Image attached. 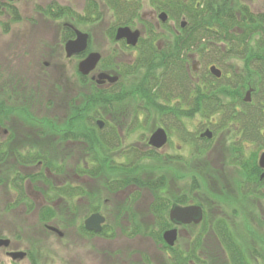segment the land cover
<instances>
[{"label":"flooded vegetation","instance_id":"flooded-vegetation-1","mask_svg":"<svg viewBox=\"0 0 264 264\" xmlns=\"http://www.w3.org/2000/svg\"><path fill=\"white\" fill-rule=\"evenodd\" d=\"M0 1L4 5L0 16L13 19L19 14L15 2ZM105 6L109 7L107 1ZM141 10L142 21L123 26L140 31L136 46L128 45L125 39L122 41L123 49L131 52L130 59L120 64L123 66V89L126 90L131 86L129 79L146 73L147 68L141 67L144 54L148 56L153 48L164 51L168 47V38H174L181 31L177 26L171 31L166 27L169 19L177 24L168 12V21L162 23L158 18L161 11L152 8L146 15L149 18L145 19ZM156 19L158 22H154ZM12 30L10 27L3 29V35L9 36ZM87 34V50L70 58L66 44L77 35L76 28L69 23L64 24L61 31L49 35H55L56 44L40 41L23 46L9 44V49L0 50V201L4 210L8 213L20 211L27 216L35 213L39 224L42 222L40 213L55 212L53 221L42 222L43 231L62 242L71 239L76 250L75 264H199L195 262L198 260L201 264H223L222 259H230L227 244L230 237L222 228L235 229L237 216L247 227L263 223L254 216H247L246 205L257 202L262 211L260 201L264 198L257 196L264 194V170L259 166L264 151L257 156L249 155L247 149L263 145L264 128L258 135L252 132L251 126L244 122L251 110L236 102L230 101L226 103L229 106L221 108L206 106L208 90L216 88L225 74L217 62H204L207 52L202 54L200 62L191 57L185 65L189 81L193 82L190 92L191 89L197 91L198 87L201 89L200 96H193L196 100L179 93L170 103L164 104L166 107L123 108V125L109 124V117L96 118L95 109L87 111L78 107L80 97L93 96L95 88L111 91L113 84L107 81L100 85L97 76L114 73L109 72V63L107 71L101 68L103 61L104 64L110 62L102 55L97 68L88 76L79 73V63L93 52V34ZM107 35L111 39L110 30ZM26 41H29L28 37ZM58 52L65 54L69 61L80 58L77 79L83 92L63 85L65 70L59 64ZM148 64L150 61L146 62ZM212 66L222 71L221 78L211 73ZM54 78L57 79L55 83ZM208 80L212 82L210 85ZM249 90L252 93L248 102L245 98ZM253 92L252 88L245 91L243 105L253 102ZM197 97H200L199 101ZM109 112L110 108H107L106 113ZM147 114L152 115L151 132L144 141L137 142L143 151L134 146L124 149L126 138L144 128ZM98 120L104 121L103 128L98 126ZM70 121L81 123L71 125ZM96 127L105 132L103 135L107 139L111 138L112 129L117 131L114 136L120 137L109 152V160H114L113 170H96L99 164L94 150L90 151ZM159 129L167 134V142L157 148L151 146L149 140ZM128 160L137 164L154 160L167 164L171 171L154 178L157 183L153 176L146 178V173L128 172L126 167L123 168L126 165L123 163ZM232 170L240 171L242 179L234 188L220 187V182L224 183L223 179L231 176ZM210 182L216 189L209 190L211 196L202 185ZM228 195H232L231 200ZM233 199L236 204L231 203ZM232 206L237 209H232L233 214L229 216L225 208ZM177 207L200 208L202 220L182 223L172 218L171 211ZM93 215L103 218L99 230L95 226L92 229L86 227V220ZM160 226L167 227L162 233V242H157L154 236L128 235L132 228L159 229ZM50 227L60 230L63 235ZM167 230L177 231L173 246L164 241L163 234ZM0 239L10 240L8 247H0V253H5L11 264L26 260L32 264V250L21 246L14 235L0 234ZM126 241L141 243L128 247L123 245ZM148 242L155 245L157 252L147 250L145 243ZM17 252H24L26 256L20 259L10 255Z\"/></svg>","mask_w":264,"mask_h":264},{"label":"trees","instance_id":"trees-1","mask_svg":"<svg viewBox=\"0 0 264 264\" xmlns=\"http://www.w3.org/2000/svg\"><path fill=\"white\" fill-rule=\"evenodd\" d=\"M109 4L114 19V26L110 29V37L114 40L117 28L142 21L139 15L142 9L141 0H105ZM151 4L159 12L167 11L171 19L176 20L178 27L182 19L187 21L184 29H180L179 35L168 38V47L162 52L153 48L152 53L141 58L143 65L147 68L146 73H142V78L137 85L129 89H123V66L111 61L110 73L120 77V80L113 85L111 91H103L95 88L94 95H81V109H95V117H109V124L123 125V108L135 103V107L157 108L166 107L175 94L200 96V87L197 91L191 89L189 75L186 72V61L193 55L202 56L204 52L208 54L216 53L217 61H237L242 68L233 71L227 82L216 84V88L208 90L206 94V106L208 108H221L229 106L228 102H236L251 111L244 120L245 124L251 126L250 130L258 135L261 128H264V14L256 13L250 4L244 0H151ZM89 11L85 16L76 15L69 7L60 5H50L46 9L37 7L39 11L45 12L50 18H67L75 22L96 23L102 19L97 3L88 4ZM4 5L0 1V15ZM20 15L17 13L12 19V23H19ZM10 27V23L4 25V29ZM170 30V29H169ZM171 31V30H170ZM162 36V35H161ZM222 45V48L217 46ZM220 52V53H219ZM219 53V54H218ZM190 55V57H189ZM150 64L146 65V62ZM240 63H237L240 64ZM101 68L107 71V64L104 61ZM212 82L208 80L210 85ZM248 88H252L253 102L243 105L242 100ZM198 101L200 97H197ZM107 108L110 112L106 113ZM144 127H148L152 115H145ZM81 121V120H80ZM78 122L80 124L81 122ZM76 121L69 124L74 125ZM76 125V124H75ZM105 131V130H104ZM116 129L111 130V138L107 139L103 131L95 128L94 141L90 151L95 152L96 162L99 164L96 170H113L114 160H109V152L116 146V141L120 137H115ZM78 138V137H77ZM261 138V137H259ZM262 139V138H261ZM150 157V156H149ZM107 166L105 169L104 167ZM128 172H143L144 166L131 163L128 160L123 168ZM158 183V182H157ZM156 187V186H155ZM157 187H161L158 185ZM264 198V194H260ZM249 199V196L246 197ZM55 212L40 213L42 222L53 221ZM142 227L129 229L128 235L142 234L154 236L157 242H162V233L167 227L160 226L159 229H151L143 234ZM230 237L228 244L229 260H221L223 264H264V240H260V248L245 247L241 239L236 238L235 229L222 228ZM222 235V234H220ZM260 239V238H257ZM33 253V251H32ZM36 255L32 254V264H41ZM201 264L200 260L195 261ZM180 264V263H178ZM182 264V263H181Z\"/></svg>","mask_w":264,"mask_h":264},{"label":"rangeland","instance_id":"rangeland-1","mask_svg":"<svg viewBox=\"0 0 264 264\" xmlns=\"http://www.w3.org/2000/svg\"><path fill=\"white\" fill-rule=\"evenodd\" d=\"M142 1V10L141 13L145 15V19H148L149 17L148 13L152 8H154V5L151 4V0H141ZM248 4H250L251 8L256 13H262L264 14V0H244ZM91 2L97 3L99 10L101 11L102 19L99 20L96 23H83L78 22L75 19L74 21H71L67 18L62 19H52L50 18L45 12L41 13L37 9V7H41L45 9L48 5L54 4V5H60L64 7L71 8L76 15H83L85 16L87 12L89 11V6ZM105 0H20L18 2H15V7L17 8V11L19 12V15L21 17V21L19 23L12 24V19L8 18V16H0V50L3 52L6 49H9L8 45H16V46H23L24 44L30 45L37 43L40 41L41 43L45 44H56L57 41L53 38H55V35L50 34L61 31L64 24H72L76 29L80 30L83 33H92L93 34V40L91 49L93 52L100 53L103 57H106L110 62H105L106 64H110L111 61L115 64H123V60L130 59V51H125L123 49V42H117L115 40L109 39L107 33L109 30L114 26V19L112 17V12L108 6H105ZM152 7V8H151ZM161 12H166L165 10H162ZM85 14V15H84ZM168 14V13H167ZM154 22H158V19L154 20ZM6 23H10V28H12V32L9 36L3 35V29L4 25ZM169 29H173L174 26L178 27V24H174L172 20L169 19L168 23L166 24ZM163 25L161 24V27ZM163 28V27H162ZM164 29V28H163ZM50 33V34H49ZM27 34H30V36H27ZM49 34V35H47ZM28 37L29 41H26V38ZM48 41H47V38ZM172 37V35H171ZM39 38V39H38ZM170 38V37H169ZM172 39V38H170ZM50 40V41H49ZM165 42V41H164ZM217 48H222V45L217 46ZM60 53V54H59ZM220 53V52H219ZM218 53V54H219ZM61 57H60V56ZM57 56H59V64L64 67L65 74H62L63 77H65L63 80V85L66 87L67 85L73 86L75 90L79 93L83 92L82 87L80 86V82L77 79V65L80 60V58L75 59L74 61L67 60L65 57V54H62V52H58ZM193 60L196 62H200L199 55L195 54L192 56ZM218 55L216 56V53H207L206 59H204V62H217L220 69L225 73L224 78L221 80V83L224 84L227 82V78L230 77V72L237 71L241 66L240 62L229 60V61H217ZM237 63H240L237 65ZM64 72L63 70H61ZM56 78V77H55ZM53 79L54 83L57 82V79ZM142 78V75H140L138 78H131L129 79L130 83L132 82L133 85H137L138 82H140ZM62 83V82H61ZM50 84H53V81H51ZM54 91V89L52 90ZM81 99V98H80ZM55 100V99H54ZM132 107L135 106V103L131 105ZM130 106H125L124 108H128ZM143 117V116H141ZM194 128V126H193ZM152 129L151 124L149 127H144L139 129L138 131L132 132L131 136H128L126 138V141L123 144L124 149H128L131 146L136 147L137 149H140L143 151L142 145L138 144L139 141H144L145 138L148 137L150 134V130ZM143 138V140H142ZM263 145H253L248 150L247 153L249 155L256 154L257 156L260 154V152L264 151V140H262ZM124 161V159H123ZM127 164V163H123ZM141 165L144 166L143 173H146V178H150L153 176L154 178H157L160 174H166L170 173V167L167 164H163L154 160H144ZM243 175L240 173V171L232 170L231 176H228L226 179H223L224 183L220 182V187L224 188L225 185H229L231 188L236 186V182L238 180H241ZM157 181V180H153ZM158 182V181H157ZM201 183L203 181H200ZM204 186V189L206 190V193L208 192V195L211 196L210 189L216 190L214 187H212V183H206ZM229 199H232V195H228ZM231 203L236 204V201L234 199L231 201ZM257 202H249L247 203L246 207L248 210L247 216L251 217L254 216V218L259 222H263L262 225H250L251 227H247L246 225L239 222V217L237 216L236 220H238L235 233L236 236H238L239 239L242 240L245 247H251V248H260L261 245L259 244L260 240H264V199L260 201V204L262 205V211H259V208L257 207ZM232 209H237V206L232 207H226L225 210L226 213L229 216H232L233 212ZM239 213V212H237ZM39 224L36 219L35 213H31L28 216L23 212H15V213H8L4 210L3 204L0 201V234L7 236V234L14 235V238L17 240H20V245L23 246L25 249H31L33 251V254L36 255L40 261V263L44 264H75V258H76V250L75 247L72 245L71 239L68 241H59L58 238L50 235V233H44L42 228V222ZM45 223V222H44ZM152 227H144L143 234L147 233L148 231H151ZM154 229V228H153ZM260 238V239H257ZM133 241L130 243L129 241H126L123 243V245H126L128 247H136L137 244L141 243L139 241ZM138 242V243H137ZM143 243V242H142ZM147 244V250L151 253L157 252L155 245L148 242ZM141 248V245L140 247ZM154 251V252H153ZM4 252V251H3ZM0 264H11L10 260L6 257L5 253H0ZM20 264H28V261H24ZM261 264V263H256Z\"/></svg>","mask_w":264,"mask_h":264},{"label":"water","instance_id":"water-1","mask_svg":"<svg viewBox=\"0 0 264 264\" xmlns=\"http://www.w3.org/2000/svg\"><path fill=\"white\" fill-rule=\"evenodd\" d=\"M11 2H17L20 0H10ZM160 22L166 23L168 21V14L166 12H161L158 16ZM187 25V21L184 19L181 21V28L184 29ZM72 27V26H70ZM77 38L75 40H71L66 44V53L67 57H72L75 55L82 54L87 50L88 47V34L81 32L76 29ZM140 37L139 30H132L130 27H119L115 32V40L117 42L126 40L128 45L136 46ZM101 54L97 52H91L87 55V57L79 63L78 70L79 73L83 76H88L91 72H93L98 64L101 61ZM210 71L217 78H221L222 71L218 69L216 66H212ZM120 80L118 75H111L107 73H100L97 76V83L103 84L105 82H109L110 84H116ZM251 93L252 90H249L246 94L245 101H251ZM97 124L100 128H103L104 121L98 120ZM167 142V134L163 129H159L155 131L149 140V144L154 147H161ZM259 166L264 170V152L260 155L259 158ZM264 176V174H263ZM171 217L177 219L182 223H189L191 220H195L196 222H200L202 220V213L200 208L198 207H189V208H175L171 211ZM103 218H100L99 215H93L89 219L86 220V227L88 229H92L94 226L96 230H99V224L102 222ZM50 229L57 231L61 236L63 235L60 230L50 227ZM164 241L168 246H173L175 241L177 240V231L176 230H167L163 234ZM10 245V240L8 239H0V247H8ZM11 256L14 258L23 259L26 256L24 252L11 253Z\"/></svg>","mask_w":264,"mask_h":264}]
</instances>
